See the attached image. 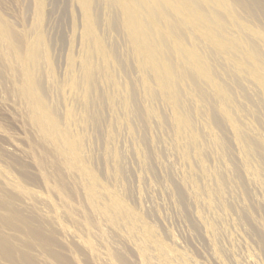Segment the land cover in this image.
I'll return each mask as SVG.
<instances>
[{"label":"rangeland","instance_id":"1","mask_svg":"<svg viewBox=\"0 0 264 264\" xmlns=\"http://www.w3.org/2000/svg\"><path fill=\"white\" fill-rule=\"evenodd\" d=\"M235 4L0 0V264H264V18Z\"/></svg>","mask_w":264,"mask_h":264},{"label":"bare ground","instance_id":"2","mask_svg":"<svg viewBox=\"0 0 264 264\" xmlns=\"http://www.w3.org/2000/svg\"><path fill=\"white\" fill-rule=\"evenodd\" d=\"M234 3L240 5L246 12V10L251 13V14H254V15H259L261 16L262 18H264V0H234ZM235 4V5H236ZM238 10L240 9L238 6H237ZM244 12V11H243ZM247 12V15H250L249 13ZM242 15V14H241ZM243 16V15H242ZM252 17V15H251ZM247 18V17H246ZM260 20H263V19H260ZM264 21V20H263ZM42 50H39V57H38V61L36 64H38L40 61H42L43 59V56L44 54H42L43 52H41ZM42 59V60H41ZM45 62V61H44ZM42 65V64H41ZM43 68V67H42ZM41 69V68H40ZM39 70V69H38ZM42 70V69H41ZM42 73V72H41ZM43 77V76H42ZM198 80V79H197ZM196 80V81H197ZM195 81V82H196ZM201 85V84H200ZM96 100V99H95ZM97 103V101H95ZM95 103V104H96ZM100 116V115H99ZM99 118V117H98ZM219 123V122H218ZM119 241V240H118ZM120 247V246H119ZM120 249V248H119ZM117 249V251H121L123 249ZM0 250L2 252H4L7 256H9L8 259L11 260H15V258L9 253V249L7 248L6 246V241L1 239L0 238ZM119 253V252H118ZM124 253V252H123ZM128 253V252H127ZM120 254V253H119ZM123 258H125V256H122ZM121 260V259H120ZM13 262V261H12ZM25 262V261H24ZM16 263V262H15ZM14 263V264H15ZM27 264H32L31 262H26Z\"/></svg>","mask_w":264,"mask_h":264}]
</instances>
